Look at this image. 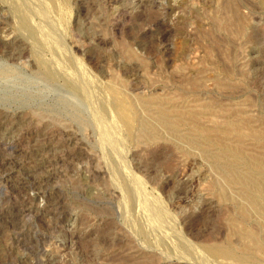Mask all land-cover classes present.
Returning <instances> with one entry per match:
<instances>
[{
    "label": "rangeland",
    "instance_id": "1",
    "mask_svg": "<svg viewBox=\"0 0 264 264\" xmlns=\"http://www.w3.org/2000/svg\"><path fill=\"white\" fill-rule=\"evenodd\" d=\"M1 36L0 264H264V0H0Z\"/></svg>",
    "mask_w": 264,
    "mask_h": 264
},
{
    "label": "bare ground",
    "instance_id": "2",
    "mask_svg": "<svg viewBox=\"0 0 264 264\" xmlns=\"http://www.w3.org/2000/svg\"><path fill=\"white\" fill-rule=\"evenodd\" d=\"M4 44H5L4 43V38L1 36L0 37V49L3 48V46H5ZM240 139L241 138L239 137V140ZM234 152H235V155L238 158V160L243 159L244 155H243V152L241 150H236ZM261 160L259 158H257V157L252 158L250 160V168H251L252 172H257L261 176H264V164H263V162ZM256 243H257V241H256ZM260 244L258 245L259 249H263V251H264V246H262V244L261 245ZM209 251L212 253V255H214L215 257L219 258L220 260L221 259H232V260H235L236 262H243V261H246V260L253 259L252 255H249V254H236L232 249H230V248H228L226 246L224 247V246H218V245H211L209 247Z\"/></svg>",
    "mask_w": 264,
    "mask_h": 264
}]
</instances>
